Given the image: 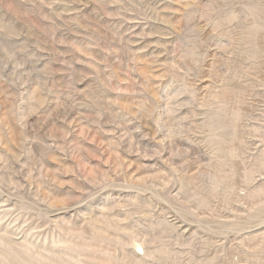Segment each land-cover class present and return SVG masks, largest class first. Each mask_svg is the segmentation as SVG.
I'll use <instances>...</instances> for the list:
<instances>
[{"label": "rangeland", "instance_id": "rangeland-1", "mask_svg": "<svg viewBox=\"0 0 264 264\" xmlns=\"http://www.w3.org/2000/svg\"><path fill=\"white\" fill-rule=\"evenodd\" d=\"M0 264H264V0H0Z\"/></svg>", "mask_w": 264, "mask_h": 264}]
</instances>
